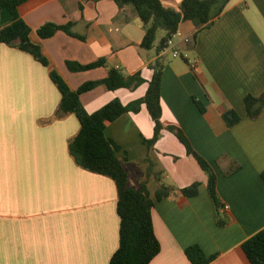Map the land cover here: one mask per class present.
Wrapping results in <instances>:
<instances>
[{"label": "crops", "instance_id": "1", "mask_svg": "<svg viewBox=\"0 0 264 264\" xmlns=\"http://www.w3.org/2000/svg\"><path fill=\"white\" fill-rule=\"evenodd\" d=\"M161 2L179 10L182 0ZM19 13L47 62L0 42V264H109L119 246L117 183L80 166L71 155L69 141L81 122L75 113L57 115L62 92L52 77L57 73L74 90L106 78V66L82 71L68 66L100 58L127 75L140 73L145 81L133 89L98 85L82 93L89 112L114 98L124 104L142 98L153 75L151 65L161 60L162 123L182 129L210 162L221 201L229 205L227 223L220 226L208 176L174 133L163 129L150 150L155 121L145 104L108 122L105 133L119 145L129 185L138 188L151 174L148 189L161 250L149 264H193L186 254L192 245L207 258L214 256L206 264H252L242 243L264 228V108L251 119L244 98L264 93V0H229L200 30L194 21H182L181 35L161 53L157 46L166 31L158 32L151 49L142 48L145 29L129 4L26 0ZM0 21H11L7 9ZM48 21L70 24L84 37L58 30L41 38L37 29ZM173 50L180 56H173ZM190 60L197 62L195 68ZM230 109L242 119L228 126L223 113ZM157 174L174 187L162 199L156 196ZM194 182L198 193L184 195L182 188Z\"/></svg>", "mask_w": 264, "mask_h": 264}, {"label": "trees", "instance_id": "2", "mask_svg": "<svg viewBox=\"0 0 264 264\" xmlns=\"http://www.w3.org/2000/svg\"><path fill=\"white\" fill-rule=\"evenodd\" d=\"M26 0H0L1 12L7 9L11 13V21L2 25L0 21V42L26 50L46 63L41 47L30 39L32 28L20 16L19 7ZM120 5H132L139 15L145 35L141 43L144 49H151L157 39L158 32L165 30L166 35L160 40L157 52L161 53L166 47V42L179 29L182 21L192 20L198 26H210L214 19L220 15L229 0H182L180 9L164 5L161 0H114ZM58 30H64L71 35L83 38V35L74 33L71 25H59L48 21L37 29L41 38H48ZM197 32L194 34L196 37ZM70 69L82 71L98 66L108 67V75L100 80L84 82L77 89H72L57 73L52 72L54 81L62 92V100L57 115L75 113L81 122L79 132L70 139L69 151L76 162L91 171L106 174L112 177L118 187L117 212L120 218L119 246L109 264H149L160 252L161 244L154 229L152 210L155 205L148 189V173L138 188L132 187L128 182V171L123 161L118 157L119 145L105 133L108 122L114 121L125 112H138L145 104L151 117L155 121V133L148 140L150 150L159 139L162 130L168 129L186 146L187 153L192 155L208 176V190L213 200L217 213V223L223 226L227 223L225 212L221 213L223 205L217 190V175L210 162L200 155L191 145L182 129L174 125L165 126L162 123L161 84L163 64L158 58L151 65L153 75L148 83L146 94L137 100L124 104L119 98H114L94 112H89L82 104L80 96L98 85H105L109 90L122 87L136 88L145 80L140 73L127 75L122 70L109 66L106 58L82 65L68 62ZM203 111L204 106L197 102ZM247 116L256 119L264 108V93L260 95L247 94L244 98ZM223 119L228 126L238 123L242 118L234 109L223 113ZM149 160V158H148ZM264 180V170L261 173ZM159 187L156 191L158 199L169 196L174 187L161 182V176L156 175ZM198 182L182 188L186 196L198 193ZM242 248L252 264H264V228L253 234L242 243ZM186 254L193 264H206L214 256L207 258L198 245L187 247Z\"/></svg>", "mask_w": 264, "mask_h": 264}, {"label": "built area", "instance_id": "3", "mask_svg": "<svg viewBox=\"0 0 264 264\" xmlns=\"http://www.w3.org/2000/svg\"><path fill=\"white\" fill-rule=\"evenodd\" d=\"M180 35H181V32H180L179 30H177V31L173 34V36L167 40V42H166L167 47H166V48H168V47H172V46L174 45V39H173V38H174L175 36H180ZM166 48H165V49H166ZM173 56H175V57L180 56V53H179L177 50H173ZM185 57H186V56H185ZM189 63H190V66H191L192 68H195L196 65H197V62H196L195 60H190ZM116 68L119 69V66L117 65ZM228 209H229V205H228V204H223V205L221 206V208H220V212H221V213H224V212H226Z\"/></svg>", "mask_w": 264, "mask_h": 264}]
</instances>
